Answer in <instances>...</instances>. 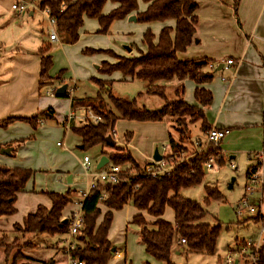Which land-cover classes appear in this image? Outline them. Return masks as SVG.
Wrapping results in <instances>:
<instances>
[{"label": "trees", "instance_id": "obj_1", "mask_svg": "<svg viewBox=\"0 0 264 264\" xmlns=\"http://www.w3.org/2000/svg\"><path fill=\"white\" fill-rule=\"evenodd\" d=\"M108 2L114 5V9L105 15L103 10ZM142 2L146 5L143 12L138 11V0H38L37 4L40 10L49 11V17L55 19L56 32L66 38L70 44L77 42L85 19L96 20L101 34L107 33L112 22L130 16H135L137 22L145 24L174 22V27L163 26L157 39L150 30H147L142 36L145 50H139L136 56H115L114 64L111 65L105 61L99 68V71L105 75L118 71L124 79L147 82L150 87L146 94L159 96L164 101L163 106L159 110L150 111L144 107L139 108L136 100L125 101L110 96L113 110L102 111L99 107L87 105L94 114L101 117L99 124L85 123L71 129L80 138L82 150L100 147L101 154L108 158L109 164L121 169L117 183L98 184L82 202L83 228L72 239L74 249L70 255L84 264H109L114 256L113 246L108 240L113 214L129 203L137 211L130 223L139 228V242L145 254L157 263L173 264L171 256L177 244L176 235L179 240L184 239L186 242L185 245L179 243L182 250L186 248L191 252L207 254L215 252L219 237L220 226L212 227L203 222L206 216L203 207L180 195L182 189L202 182L205 174L203 165L213 154L211 150L178 165L173 170L172 176L158 179L145 176L141 166L128 150L114 146L112 152L102 151L108 148L105 140L111 136L116 121L120 119L136 122H161L167 117L174 118L175 121H172L171 128L178 134V139L168 134L170 157H176L177 154L185 152V142L190 139L188 124L200 121L201 130L211 129L206 122L204 110L212 104L213 96L204 86L209 84L215 75V69L208 68L213 62L206 59L181 61L178 58V54L185 53L193 43L198 20L195 14L196 0H142ZM236 3L234 14H236ZM45 44L38 51L40 57L39 85L41 87L46 86L43 79H50L48 71L52 66V58L48 54L50 46ZM59 79L60 76L55 77V80ZM172 80H177L179 84L174 90L176 99L168 101L165 88L155 86V83ZM185 81H190L194 85L195 105L188 104L184 99ZM52 82L53 80L50 85ZM95 82L100 89L107 86L106 81L96 80ZM96 99L100 102L99 98ZM78 104L80 101L72 98L70 110L74 111L79 106ZM52 115V111H49L48 117L42 113L31 118L10 117L1 122L0 127L6 128L17 121L28 123L34 128L37 119L51 118ZM181 119H187L188 124H183ZM131 138V133L124 134L126 142H129ZM17 142L23 143L24 140ZM218 164H223L222 158L218 160ZM255 167L258 168L259 164ZM252 169L254 170L251 168L247 171V179ZM31 177H33V172L29 169H11L0 166V217H11L16 213L14 204L17 194L25 190L26 183ZM205 190L206 201L211 198H220V194L216 191L207 187ZM42 193L49 199L50 208L38 206L34 213L23 218L21 225L14 226L15 231L23 236L67 235L69 222L62 224L64 220L62 213L65 207L73 201L72 197L76 193L72 190L65 193ZM166 207H170L173 211V223L162 218ZM144 215L150 216L153 222H146ZM100 217L101 221L98 224ZM254 220L264 222V216H256ZM3 241V238H0V250H3V253L9 257L12 248L8 249ZM23 246L27 247V245ZM260 253H264V247ZM30 262L19 252L14 254L11 264H31ZM51 262L55 264L53 260Z\"/></svg>", "mask_w": 264, "mask_h": 264}, {"label": "rangeland", "instance_id": "obj_2", "mask_svg": "<svg viewBox=\"0 0 264 264\" xmlns=\"http://www.w3.org/2000/svg\"><path fill=\"white\" fill-rule=\"evenodd\" d=\"M10 4L11 1L4 2L2 5L3 9L6 7L10 8ZM138 11H144L142 0H138ZM110 12L111 4L108 2L104 7L103 13L107 15ZM11 13L13 12L9 13V18H12ZM128 19L112 22L105 34L99 33V25L96 20L85 19L77 42L70 44L66 38L57 32L58 41L51 42L49 40L51 27L46 17L40 12L36 11L33 18L24 15L22 21L26 23V26H23V28L28 29L29 33L32 30L34 45L35 43L39 45L34 49L30 43H25L23 39L19 45L18 42H12L7 37L6 41L10 45H6L3 59L0 60V80L6 79V75L12 71L13 67L19 69L17 64L13 66L15 58L12 53L17 50L16 48L20 52L26 51L36 56L38 48L44 42L46 43L45 45L49 44L50 46L48 54L52 58V66L48 71L50 79H43V83L46 86L41 88L40 93L41 97L48 99L49 106H52L56 113L61 115L60 118L67 116L70 112L69 104L72 98L80 101L79 106L99 107L102 111L113 110L110 104V96L125 101L136 100L139 108L144 107L150 111L159 110L163 106L164 101L157 95L146 94L147 89L150 87L147 82L124 79L118 71L110 75L102 74L99 71L103 62L106 61L112 65L116 61L115 56H124L128 50H132V52L124 57L135 56L139 50L144 51L142 36L147 30H150L155 39H157L163 26L174 27L173 21L163 24L158 22L145 24L137 21L132 22ZM202 29V32L198 30V33H200L198 36H202L205 33L206 28L203 27ZM89 51L95 52L90 53ZM106 51H111L113 54H105L104 52ZM56 76H60V79L55 80ZM52 80V86H50ZM96 80L106 81L107 86L100 89L95 82ZM62 82L63 85H66L68 97H51L46 94L52 89L56 90V86ZM176 82L177 80L160 81L156 82L155 86L164 87L168 101H174L176 99L174 93ZM185 95L186 91L184 99ZM96 98H99L100 102ZM192 102H194L193 96H191L188 103ZM77 119H80V117H77ZM172 121L174 122L175 119L169 117L161 122L117 120L114 125L115 146L121 149L127 146L133 158L139 162L151 159L155 150L160 155H163V147H168V134H171L174 139H178V134L171 128ZM181 122L188 124L187 119H181ZM45 126L57 127L56 129L60 131V138L57 140H55L56 138L50 139L45 145L43 158L32 164V169L46 170L48 172H33V177L26 183V191L22 192V196L16 204V213L9 219L0 217V238H3V243L8 249L12 248L8 255L9 257L3 253V250H0V264H11L14 254L19 252L30 260L31 264H41L43 261L50 263L51 260L59 262L62 258L61 248L65 246L67 235L23 236L20 232L15 231L14 226L22 224L23 215L25 216L26 213H29L28 210L35 204L48 205L49 201L42 192L58 193L62 191L67 186L69 176L73 178V185L75 183L79 184L78 188L80 189L86 188L90 178L88 179L85 176L82 167L83 157H87L90 160L89 172L92 174L97 173L96 166L102 156L100 147L96 146L80 150L79 137L70 128L65 129L64 126L57 124L56 121L50 118L45 119ZM201 126L202 123L200 121L187 125L190 130V139L185 142L186 150L185 152L183 151L184 153L194 151L193 141L195 139H204L207 130H201ZM126 133L132 134V139L129 142L124 140V134ZM57 142L61 143L60 147L57 146ZM223 156L225 163L218 165L213 171H205L204 178L200 184L180 191V195L183 198L195 201L203 207L206 213L203 220L204 223L212 227L220 226L215 252L213 254L191 252L184 248L179 255L173 252L171 256L173 264H226L228 253L237 249L236 242L248 239L252 235L254 236L257 231L256 226L252 225L250 219H248L255 216V214L251 213L250 215L243 205L239 211L237 206L242 201H246L248 205L253 206L251 209L256 208L258 210L261 206L260 182L251 184L249 179H247L246 171L250 164L247 159L245 161L240 159L232 162L228 161V155ZM55 166L59 170L69 172L70 175L66 176L65 173L59 174L55 172V170H58L54 169ZM206 187L219 193L220 198H211L206 201ZM247 187L254 188V191L249 193L246 189ZM41 190L44 191L41 192ZM72 198L73 201L65 207V214L79 210V207L77 209L75 205L76 197ZM135 213L136 209L130 203L121 210L116 211L108 232V239L114 243L118 251L126 252L125 264H161L145 254L144 248L139 242V229L129 224ZM144 217L148 222L152 221L150 216L144 215ZM162 218L167 222H174V214L170 207H166ZM245 219H248L247 222ZM255 237L253 238L254 240L256 239ZM175 238L178 242V235ZM23 245H27V247ZM233 260H239L240 264H249V262L240 260L237 256H233ZM111 264H124V260L113 261Z\"/></svg>", "mask_w": 264, "mask_h": 264}, {"label": "crops", "instance_id": "obj_3", "mask_svg": "<svg viewBox=\"0 0 264 264\" xmlns=\"http://www.w3.org/2000/svg\"><path fill=\"white\" fill-rule=\"evenodd\" d=\"M10 1V5H12L13 3L29 0H0V60L3 59L4 48L9 44L6 41L7 37L12 42H18L19 45L23 39L25 43H30L34 49L39 45L37 43L34 45L32 30L29 33L28 29L23 28V26H26V23L22 21L24 15L16 14L11 9V6L3 9V3ZM235 2H237L236 14H234ZM196 4L197 10L195 14L198 20L193 43L185 53L178 54V58L181 61L210 60L216 65V68L219 65L224 66L227 60H233L228 70L215 72L212 81L204 86L213 96V102L204 110V115L207 124L211 128L228 131V134L220 143L223 164L225 163L223 155H228V161L232 162L240 159L245 161L247 159L250 163L247 171L254 168L259 172L261 206L258 210L253 208L249 213L250 215L253 213L255 216L248 218L250 223L257 228L254 236L252 235L249 238H254L255 236L257 238L259 221H255L254 218L256 216H264V0H196ZM143 8L144 10L146 9L144 3ZM113 9L114 5L111 4V10ZM9 11L13 12L10 14L12 18H9ZM36 11L38 10H31L25 15L33 18ZM203 27L206 28L205 33L202 36H198L200 34L198 30L202 32ZM43 44L45 43L43 42L41 46ZM40 48H38V51ZM16 49L12 53L15 58L13 66L17 64L19 69L13 67L12 71L6 75V79L0 80V123L10 117L31 118L41 113L48 117V112L52 111L53 115L50 119L64 126L67 116L60 118L61 115L57 114L52 106H49L48 99L41 97L40 91L42 87L39 85L40 57L38 53L35 56L26 51L20 52L18 48ZM131 52L132 50H128L124 56L130 55ZM175 84L177 86L179 84L178 81ZM62 85L63 82L57 85L56 88ZM184 85L186 87L185 100L188 103L191 96H193L194 85L190 81H185ZM62 98H65V96ZM190 105H195V102L190 103ZM86 108L89 107L80 105L74 111H70L76 116L79 114L80 117ZM82 124L78 120L72 121L69 128L71 130L72 127H80ZM56 128L53 126L46 127L45 119L41 117L37 119V124L34 128L28 123L17 121L9 124L6 128L0 127V166L11 169L24 168L32 172H48L40 169L34 170L32 169V164L43 158L45 145L50 139L56 138L55 140H57L60 138V131ZM20 140H24V142H17ZM126 148L124 149L130 152L127 146ZM79 149L82 150L80 147ZM102 151L112 152L113 150L112 148H104ZM134 160L142 166L153 159L140 162L136 159ZM107 164L109 165V162ZM258 164L259 167H255ZM54 169L59 170L56 166ZM58 170H55V172L59 174L65 173L66 176L70 175L65 170H59L60 172ZM69 177L70 181L67 182L66 188L58 193H65L68 190L77 193L73 197H76L75 205L77 209L79 207L78 211H81L82 202L84 201L81 192L85 188H78L79 184L74 183L73 185V178L72 176ZM21 194H17L14 204L16 211V204L19 202ZM38 206L49 209L51 204L50 201L46 206L35 204L28 210L29 213H26L25 216L23 215V218L28 214L34 213ZM99 207L104 213L103 207ZM74 212L76 211L65 214L63 211V218L69 220ZM4 218L9 219L10 217ZM100 221L101 217L97 223L99 224ZM146 222L148 221L146 220ZM152 222L153 219L148 223ZM244 240L246 239L236 242L237 248ZM110 243L114 249V256L109 264L113 261L118 262L121 260H124L125 264L126 252L118 251L114 243L111 241ZM179 243L180 241L174 247V254L182 250ZM63 248H61L62 258L59 262L54 260L55 264H65ZM237 264H240L239 260Z\"/></svg>", "mask_w": 264, "mask_h": 264}, {"label": "built area", "instance_id": "obj_4", "mask_svg": "<svg viewBox=\"0 0 264 264\" xmlns=\"http://www.w3.org/2000/svg\"><path fill=\"white\" fill-rule=\"evenodd\" d=\"M38 0H29V1H20L18 3H14L11 5V9L18 15H25L29 11L38 10L44 15L51 27L49 32V40L51 42H57V34L55 31V19L50 18L49 11L47 9L40 10L37 6ZM233 60H227L225 65L221 70H228V68L232 65ZM208 68L210 70L215 69L216 65L213 63L209 64ZM49 96H55V89L50 90L46 93ZM65 96L68 97L67 91H65ZM77 117L72 111L67 115V119L64 123V128L68 129L69 125L72 121L78 120L81 123H93L99 124L101 122V117L94 114L92 110L86 108L83 114L80 116V119ZM228 134L227 130H218L211 128L207 130L204 135V139H195L193 141V152L177 154L176 157H170L168 153V147H163L164 154L162 156V160L159 162H155L151 160V162L146 163L141 166L143 170V174L145 176H149L153 179H158L161 177H170L173 174V170L181 164H184L190 160H192L195 156L199 154L206 153L208 150L213 152L207 160L205 161L203 168L204 171H213L217 168L218 160L222 157L220 151V143L224 139V137ZM115 132L111 133L112 139L115 141ZM57 146H61V143H57ZM90 160L87 157H83L82 159V167L85 173V176L90 180L87 182L86 188L81 192L82 197L85 199L90 193L96 188L98 184H115L119 180V174L121 169L114 165L105 164L97 173L92 174L89 172V164ZM248 179L251 184H257L260 182L259 172L257 169H254L250 172ZM249 193L254 191V188L247 187L246 188ZM245 206L246 209L251 212V205H248L246 201H242L241 204H238L237 208L239 211L241 210V206ZM69 231L67 234V240L65 241V246L63 248V254L65 256V264H84L82 261L74 258L70 255V252L74 249V246L71 243L73 237L77 235V233L83 228L82 223V214L81 211H76L72 213L69 220ZM259 231L258 236L254 240L253 238H248L244 240L239 247L231 253H228L226 258V264H235L233 260V256H237L240 260H245L249 262V264H264V253H260L262 248L264 247V222H258ZM180 244L185 245L186 242L184 239H180Z\"/></svg>", "mask_w": 264, "mask_h": 264}, {"label": "water", "instance_id": "obj_5", "mask_svg": "<svg viewBox=\"0 0 264 264\" xmlns=\"http://www.w3.org/2000/svg\"><path fill=\"white\" fill-rule=\"evenodd\" d=\"M129 21H132V22H135L136 21V17L135 16H130ZM223 65H219L216 69H215V72H219L221 71ZM65 91H66V85H62L60 87H58L56 90H55V96L56 97H59V98H62L65 96ZM106 144H107V147L108 148H113L115 146V141L112 139L111 136H108L106 138ZM152 159L153 161L155 162H159L162 160V156L158 153L157 150L154 151L153 153V156H152ZM108 163V158L106 156H103L100 161L98 162L97 166H96V169L97 170H100L105 164ZM70 181V177L68 179V182ZM67 223V219H64L62 221V224H65ZM180 252H182V250H180L178 253L176 254H179ZM112 253H114V249H112ZM48 264H54L53 262H50ZM235 264H237V261H235Z\"/></svg>", "mask_w": 264, "mask_h": 264}]
</instances>
